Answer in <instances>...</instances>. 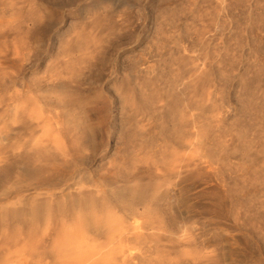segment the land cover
Masks as SVG:
<instances>
[{"label": "rangeland", "instance_id": "1", "mask_svg": "<svg viewBox=\"0 0 264 264\" xmlns=\"http://www.w3.org/2000/svg\"><path fill=\"white\" fill-rule=\"evenodd\" d=\"M0 22L10 178L35 160L15 148L33 131L8 104L63 111L82 131L59 182L129 178L164 228L145 240L153 255L264 264V0H0ZM50 166L22 172L24 188Z\"/></svg>", "mask_w": 264, "mask_h": 264}, {"label": "bare ground", "instance_id": "2", "mask_svg": "<svg viewBox=\"0 0 264 264\" xmlns=\"http://www.w3.org/2000/svg\"><path fill=\"white\" fill-rule=\"evenodd\" d=\"M6 112L11 121L32 127L29 138L16 143L15 148L35 161L33 166L16 167L17 175L10 178L13 170L0 152V264L173 262L147 249L145 240L164 228L152 218L153 206L145 201V192L129 178L121 185L88 176L72 184L59 182L62 167L72 162L80 124L71 135L63 111L62 116L45 117L21 100L10 102ZM190 143L191 152L206 164L209 158L202 152L199 132ZM50 163L47 171L52 178L30 180L24 188L26 180L19 177L22 172L45 171ZM127 172L128 176V168ZM200 257L196 254L193 259Z\"/></svg>", "mask_w": 264, "mask_h": 264}]
</instances>
